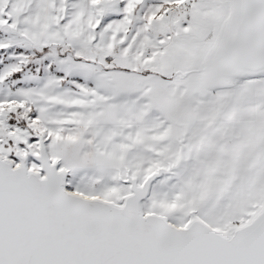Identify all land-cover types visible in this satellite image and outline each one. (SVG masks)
Here are the masks:
<instances>
[{
	"label": "snow or ice",
	"instance_id": "obj_1",
	"mask_svg": "<svg viewBox=\"0 0 264 264\" xmlns=\"http://www.w3.org/2000/svg\"><path fill=\"white\" fill-rule=\"evenodd\" d=\"M0 264H264V0H0Z\"/></svg>",
	"mask_w": 264,
	"mask_h": 264
}]
</instances>
